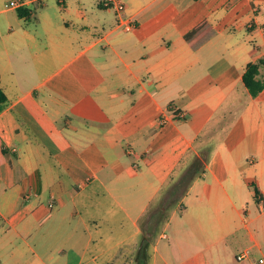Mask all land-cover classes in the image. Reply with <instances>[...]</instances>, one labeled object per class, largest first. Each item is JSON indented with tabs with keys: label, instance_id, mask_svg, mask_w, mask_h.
<instances>
[{
	"label": "crops",
	"instance_id": "0c3cea01",
	"mask_svg": "<svg viewBox=\"0 0 264 264\" xmlns=\"http://www.w3.org/2000/svg\"><path fill=\"white\" fill-rule=\"evenodd\" d=\"M7 1L0 264L264 257V89L252 97L242 82L264 55V0H124L131 31L103 0H27L29 17ZM203 21L211 34L191 48ZM195 156L204 169L155 218Z\"/></svg>",
	"mask_w": 264,
	"mask_h": 264
},
{
	"label": "trees",
	"instance_id": "16d2710c",
	"mask_svg": "<svg viewBox=\"0 0 264 264\" xmlns=\"http://www.w3.org/2000/svg\"><path fill=\"white\" fill-rule=\"evenodd\" d=\"M20 16L29 17L28 11L19 8ZM211 34V28L206 21L201 22L192 31L185 35V39L191 48H196ZM242 82L252 97H256L264 89V55L255 62L247 64L242 75ZM7 98L0 87V111L4 108ZM206 159L204 157L195 156L193 163L181 175L180 179L173 185L169 191L168 198L170 199L173 192H177L183 188V194L187 190L191 182L204 169ZM182 194V195H183Z\"/></svg>",
	"mask_w": 264,
	"mask_h": 264
},
{
	"label": "built area",
	"instance_id": "2783aa9c",
	"mask_svg": "<svg viewBox=\"0 0 264 264\" xmlns=\"http://www.w3.org/2000/svg\"><path fill=\"white\" fill-rule=\"evenodd\" d=\"M27 0H8L4 8L5 9H19L26 5ZM103 5L107 8L113 9L116 17H117V26L120 29H123L125 31H131L136 27V20L132 16H127L124 13L125 9V1L124 0H103ZM172 111V105H169L167 112ZM174 118L182 119L186 115L183 112H177L174 115ZM167 116L163 115L161 119L159 120V124H164L166 121ZM261 211H264V204L260 207ZM251 254L250 249H245L241 253L237 254L235 259L236 261L240 262L244 259L248 258ZM253 264H264V257L258 258L256 261H254Z\"/></svg>",
	"mask_w": 264,
	"mask_h": 264
},
{
	"label": "rangeland",
	"instance_id": "374dc122",
	"mask_svg": "<svg viewBox=\"0 0 264 264\" xmlns=\"http://www.w3.org/2000/svg\"><path fill=\"white\" fill-rule=\"evenodd\" d=\"M32 9H34V8L32 7ZM194 158L195 157H193L192 160L189 162V164L181 171V173L179 175H177L175 177V179H173L170 182V184L167 186V188L165 189V191L161 195L160 200H158L156 202L157 204L152 208V212H153V215L155 218H157V219L163 218L165 216V209H168L169 206H171L172 204L179 203V200L183 194V188H180V190L177 192L174 191L173 195L170 199L168 198V194H169V191L172 189L173 185L180 179L181 175L186 171V169L191 165V163H193ZM163 208H164V211H163ZM161 229H162V227L160 225L153 232V236L156 237L159 234V232L161 231Z\"/></svg>",
	"mask_w": 264,
	"mask_h": 264
}]
</instances>
